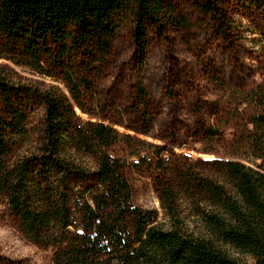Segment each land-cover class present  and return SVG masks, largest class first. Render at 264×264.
<instances>
[{"label": "trees", "instance_id": "16d2710c", "mask_svg": "<svg viewBox=\"0 0 264 264\" xmlns=\"http://www.w3.org/2000/svg\"><path fill=\"white\" fill-rule=\"evenodd\" d=\"M194 1L217 17L223 0ZM175 13L170 0H0V59L65 87L0 72V198L21 234L52 250L53 264H264V110L248 120L250 164L215 160L213 174L169 166L163 145L121 132L96 110L95 78L107 70L124 23L133 22L143 65L149 25L180 26ZM136 95L131 109H144L142 133L149 135L154 118L142 77ZM137 142L155 148V167L174 176L160 194L163 221L134 203L131 163L111 151L123 144L144 160Z\"/></svg>", "mask_w": 264, "mask_h": 264}, {"label": "rangeland", "instance_id": "374dc122", "mask_svg": "<svg viewBox=\"0 0 264 264\" xmlns=\"http://www.w3.org/2000/svg\"><path fill=\"white\" fill-rule=\"evenodd\" d=\"M170 1L177 22L182 24L164 28L149 25L143 65L133 37V22L129 19L124 23L107 70L95 78V97L101 102L96 110L105 116L106 123L116 122L121 132L163 145L165 158L171 157L169 166L213 174L215 160H241L249 165L246 137L252 125L248 120L264 110V0H223L217 17L203 11L194 0ZM1 71L16 82H38L43 87L55 84L65 89L63 83L5 59H0ZM139 77L144 78L154 118L149 135L142 133L147 125L144 109H131L136 105ZM42 108L40 101L35 102L31 113L35 130ZM211 130L215 136L208 135ZM135 145L146 156L144 160L130 156L123 144L111 151L131 163L127 176L134 203L157 210L163 221L166 216L160 194L163 184L174 176L155 167V148L148 143ZM190 206L187 199L181 200L183 210ZM230 251L251 261L247 255ZM6 260L53 264L52 250L26 239L0 198V262Z\"/></svg>", "mask_w": 264, "mask_h": 264}]
</instances>
